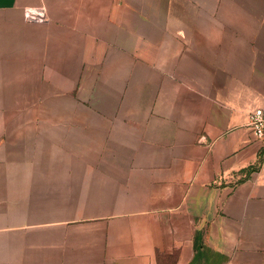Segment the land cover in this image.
Wrapping results in <instances>:
<instances>
[{
	"label": "crops",
	"instance_id": "0c3cea01",
	"mask_svg": "<svg viewBox=\"0 0 264 264\" xmlns=\"http://www.w3.org/2000/svg\"><path fill=\"white\" fill-rule=\"evenodd\" d=\"M31 8L46 10L50 37L25 26ZM156 9L147 16L126 0H0V73L10 72L19 53L26 59L32 42L37 62L20 63L43 65L58 25L96 27L102 41L111 30L130 32L134 58L173 59L160 71L177 91L167 104H182L188 115L171 113L166 125L174 130L180 120L193 160L178 163L180 172L141 181L150 197L131 200L117 240L84 264H264V145L249 125L252 113L264 111V0H163Z\"/></svg>",
	"mask_w": 264,
	"mask_h": 264
},
{
	"label": "rangeland",
	"instance_id": "374dc122",
	"mask_svg": "<svg viewBox=\"0 0 264 264\" xmlns=\"http://www.w3.org/2000/svg\"><path fill=\"white\" fill-rule=\"evenodd\" d=\"M162 2L126 6L153 16ZM24 23L33 32L49 33L52 25L25 16ZM55 28L43 65L20 63L37 62L32 42L26 59L18 52L10 72L0 73V264H84L117 240L131 200L150 197L141 181L180 172L178 163L193 160L180 120L174 130L166 125L171 113L184 114L182 104H167L177 91L160 72L173 59L134 58L130 32L111 30L102 41L96 27ZM165 160L173 163L168 169L141 168Z\"/></svg>",
	"mask_w": 264,
	"mask_h": 264
},
{
	"label": "built area",
	"instance_id": "2783aa9c",
	"mask_svg": "<svg viewBox=\"0 0 264 264\" xmlns=\"http://www.w3.org/2000/svg\"><path fill=\"white\" fill-rule=\"evenodd\" d=\"M26 20L31 24L48 26L50 21L44 8H31L26 11ZM250 128L256 140L264 145V111L258 109L250 116ZM264 165V150L262 155Z\"/></svg>",
	"mask_w": 264,
	"mask_h": 264
}]
</instances>
